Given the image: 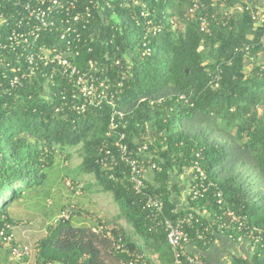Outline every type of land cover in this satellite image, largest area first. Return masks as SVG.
<instances>
[{
	"label": "trees",
	"instance_id": "obj_1",
	"mask_svg": "<svg viewBox=\"0 0 264 264\" xmlns=\"http://www.w3.org/2000/svg\"><path fill=\"white\" fill-rule=\"evenodd\" d=\"M87 1L80 0L79 9ZM90 1L93 20L84 35L92 36L91 51L82 48L72 62L82 71L91 60L100 69V78L121 83L120 88L112 87L113 102L125 117L128 148L134 155L137 147L146 145V155L160 169L153 173L154 184L145 181V192L161 196L168 218L192 215L196 222L185 230L194 241L196 230L207 228L209 240L218 233V217L227 211L264 229V69L254 66L246 73L240 50L251 47L252 58L261 51L250 17L234 15L223 26L217 16L212 34L204 36L197 20H188L189 0ZM212 1L203 0L205 5ZM218 4L207 13H215ZM145 48L151 55H142ZM217 67L221 76L214 88L211 80ZM66 88L59 75L49 83L38 74L8 94L0 91V230L16 224L9 206L45 184V170L52 168L55 153L79 146L80 171L92 174L100 191L112 196L118 217L131 233L102 226L75 227L70 219L50 225L36 245L33 264H106L107 255L115 263L139 255L150 264L149 256L155 255L159 264H172L164 232L149 231L142 210L144 196L132 190L120 169H101L96 164L110 107L80 114L60 111V92ZM196 153L215 190L196 201L188 198L187 208L176 210L170 190L178 192L177 182L196 161ZM216 190L222 195L221 207L216 205ZM220 233L233 240L239 236L225 229ZM119 245L130 254L117 250ZM253 250L249 260L234 259L232 264H264V249ZM0 251L6 254L3 262L18 263L9 260L1 239Z\"/></svg>",
	"mask_w": 264,
	"mask_h": 264
},
{
	"label": "built area",
	"instance_id": "obj_2",
	"mask_svg": "<svg viewBox=\"0 0 264 264\" xmlns=\"http://www.w3.org/2000/svg\"><path fill=\"white\" fill-rule=\"evenodd\" d=\"M222 0H213L210 5H205L203 0H189L187 9L188 20H197L198 30L204 36H210L213 32V23L220 16L221 25H225L232 16L247 14L253 22V31L258 33L257 45L260 47L258 57L261 63L256 66L264 69V0H244L243 4L234 6L225 4ZM80 0H0V91L8 94L19 88L23 83L32 81L41 74L46 82L55 80V75L66 83L67 88L60 92L62 107L58 110H67L80 114L89 108H99L102 105L110 107V116L96 159V164L101 169H120L124 180L132 190L143 195L142 210L149 225V231H163L166 242L173 258L172 264H204L200 256L191 255L186 251V245L190 242L200 241L206 246L210 240L207 237L208 229L196 230L194 241L186 232L185 228L196 222L192 215L184 217L168 218L164 214V203L160 195H152L145 192V181L148 172H156L160 169L146 152L148 147L141 145L135 153L130 151L123 132L125 117L123 112L117 110L113 99L116 92L112 87L120 88L121 83L113 85L108 79H102L97 74L100 69L96 64L87 60L85 68L81 71L73 60L80 55L81 49L90 52L89 43L92 36L85 32L88 30L92 18L88 0L86 7L79 9ZM218 4L215 13L208 14L207 10L213 9ZM203 14H198V13ZM201 49V48H200ZM245 54V62L255 60L250 56L251 47L245 46L240 49ZM142 55H151V50L145 48ZM259 59V58H258ZM119 64L118 61L115 62ZM251 65V69H253ZM249 69V70H251ZM41 71H44L41 72ZM221 70L217 67L212 76L211 84L218 86ZM196 161L188 170L192 178L188 187V198L196 201L204 198L215 186L207 181V177L201 168L199 161L202 160L200 153H196ZM115 181L116 177L109 176ZM216 205L222 206V195L215 191ZM50 204V202H49ZM75 210L66 208L59 212L51 221L50 225H57L68 221ZM225 218V220H223ZM217 226L219 231H233L238 233L234 241H246L254 249H264V229L249 225L244 216L237 215L233 211L222 213L218 217ZM11 225H5L0 230V239L8 249L9 260L20 262L30 254L29 247L19 245L14 240ZM233 240V239H232ZM118 242L121 239H117ZM116 249L130 254L121 245ZM120 264H146L142 257L134 255L127 263Z\"/></svg>",
	"mask_w": 264,
	"mask_h": 264
},
{
	"label": "rangeland",
	"instance_id": "obj_3",
	"mask_svg": "<svg viewBox=\"0 0 264 264\" xmlns=\"http://www.w3.org/2000/svg\"><path fill=\"white\" fill-rule=\"evenodd\" d=\"M261 60L262 58L257 56L255 60L246 62V73H250L251 65L256 66ZM80 163L79 146L67 148L62 154L55 153L52 168L45 170L47 174L45 184L29 192L20 202L9 206L10 217L18 220L12 229L14 240L17 244L30 249L26 262L12 264L34 263L38 241L45 236L46 228L50 226L52 219L66 208H73L76 211L70 218L71 225L75 227L102 226L107 231L123 229L128 234L131 233L126 221L118 217L119 209L112 196L100 191L92 174L80 171ZM186 172L191 179L192 173L188 170ZM185 195L186 193H184L186 198ZM5 257L4 251H0V264H8L7 261L3 262ZM105 261L106 264H120L115 263L111 255H107Z\"/></svg>",
	"mask_w": 264,
	"mask_h": 264
},
{
	"label": "crops",
	"instance_id": "obj_4",
	"mask_svg": "<svg viewBox=\"0 0 264 264\" xmlns=\"http://www.w3.org/2000/svg\"><path fill=\"white\" fill-rule=\"evenodd\" d=\"M187 172L183 176H181L180 180L177 182L178 192L175 190H170V199L174 203L176 210H184L188 206V187L191 179H189ZM146 183H153V172H148L146 175ZM183 189V190H182ZM182 190V191H181ZM186 193V198L184 197V193ZM15 220L18 223L17 219ZM218 233H214L210 238V242L208 245H198L197 242H190L186 245V251L195 256H200L204 262V264H232L234 259H250L254 253L253 248L246 241H234L231 238L223 235L218 231ZM140 243L136 237L133 239ZM150 264H159L157 261V257L155 255H150Z\"/></svg>",
	"mask_w": 264,
	"mask_h": 264
}]
</instances>
